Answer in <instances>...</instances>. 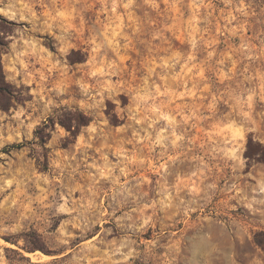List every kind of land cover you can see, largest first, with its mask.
<instances>
[{"label":"rangeland","instance_id":"rangeland-1","mask_svg":"<svg viewBox=\"0 0 264 264\" xmlns=\"http://www.w3.org/2000/svg\"><path fill=\"white\" fill-rule=\"evenodd\" d=\"M0 43V151L93 119L0 154V264H264V0H0Z\"/></svg>","mask_w":264,"mask_h":264},{"label":"trees","instance_id":"trees-1","mask_svg":"<svg viewBox=\"0 0 264 264\" xmlns=\"http://www.w3.org/2000/svg\"><path fill=\"white\" fill-rule=\"evenodd\" d=\"M0 45H3V43H0ZM79 55H82L80 51H72V53L69 55L70 62L72 64L82 62L83 59L77 58ZM14 98L15 97L11 90V86L6 81L0 53V109H9L12 106ZM106 114L112 125L119 126L123 123V121L120 119L119 115L115 111V105L111 102L108 103ZM92 121V117L82 110L62 108L55 112L54 115L48 117V119L36 129L34 133V140H25L22 143L8 145L0 151V154H11L14 151H20L28 147L29 145H33L41 149L42 151L38 152V155L36 157L37 165L41 170L48 171L50 168L49 154L51 152V149L48 147V144L52 139L53 132L56 130L57 125L63 127L68 133L64 143V146L67 147L69 144L74 143L77 140L82 129L84 127L89 126ZM33 150L36 151L37 149L33 148ZM245 158L249 164H264V144L259 141H256L254 137L251 136L248 139ZM6 241L11 242L9 239H6ZM254 242L256 246L260 248L264 253V230L259 231L254 235ZM16 244L18 245V243ZM25 249L28 252H33L36 250L35 248H30L28 246L25 247ZM6 250L7 252H14L16 254L21 255V253L15 251L14 249L7 248ZM8 258L9 260H12L10 257Z\"/></svg>","mask_w":264,"mask_h":264}]
</instances>
